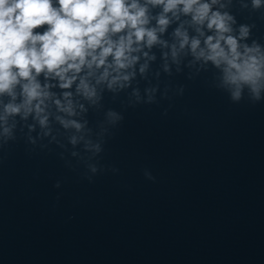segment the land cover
<instances>
[{
    "label": "water",
    "instance_id": "1",
    "mask_svg": "<svg viewBox=\"0 0 264 264\" xmlns=\"http://www.w3.org/2000/svg\"><path fill=\"white\" fill-rule=\"evenodd\" d=\"M210 79L162 75L183 95L124 109L91 183L55 145L0 149V264H264V101L233 104Z\"/></svg>",
    "mask_w": 264,
    "mask_h": 264
},
{
    "label": "clouds",
    "instance_id": "2",
    "mask_svg": "<svg viewBox=\"0 0 264 264\" xmlns=\"http://www.w3.org/2000/svg\"><path fill=\"white\" fill-rule=\"evenodd\" d=\"M243 12L264 19V0H0V149L55 145L91 183L124 109L183 95V85L161 88L162 75L210 73L231 103L264 101V36Z\"/></svg>",
    "mask_w": 264,
    "mask_h": 264
}]
</instances>
